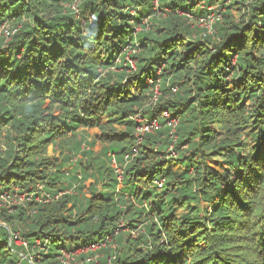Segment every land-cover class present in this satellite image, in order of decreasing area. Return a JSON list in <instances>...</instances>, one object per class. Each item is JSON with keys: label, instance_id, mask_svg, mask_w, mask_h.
<instances>
[{"label": "trees", "instance_id": "trees-1", "mask_svg": "<svg viewBox=\"0 0 264 264\" xmlns=\"http://www.w3.org/2000/svg\"><path fill=\"white\" fill-rule=\"evenodd\" d=\"M76 1L0 0V31L28 16L10 40L0 34V264H65L107 243L96 264H264V0H158L171 10L162 19L155 0H81L80 17ZM214 6L208 34L193 20ZM164 112L175 130L161 118L139 143L134 116ZM37 184L51 203L9 213L3 196Z\"/></svg>", "mask_w": 264, "mask_h": 264}, {"label": "built area", "instance_id": "built-area-1", "mask_svg": "<svg viewBox=\"0 0 264 264\" xmlns=\"http://www.w3.org/2000/svg\"><path fill=\"white\" fill-rule=\"evenodd\" d=\"M73 8L75 9L77 16L80 17V12L76 8V6H74ZM208 11H210V12L213 11V12L209 13L207 16H204V17L197 19L196 21H197V24L199 23V27L206 29L208 34H212L214 32L213 25L218 20L219 15H216V13H215L216 9L213 10L211 8H208ZM17 30H18V27H16V28L13 27V29H12V27H8V28L3 27L1 34L8 41L16 33ZM137 31H138V29H137ZM136 53H137L136 50H134L133 48H129L127 55L125 57V65L130 66L131 71H136V69H137V67H136L137 60L134 58V54H136ZM159 88H160V83H158L155 87V93L157 94L156 98L160 94ZM161 118H164L167 121V125L169 127H171L173 129V131L175 130V128L177 126V121L171 120V117L167 112H164L161 117H155L151 120H147L139 114L134 116L133 119L135 121H137L138 125H139L137 128V131L140 134L139 143L141 142L143 136H145L146 134L154 133L155 131H157L161 128V124H160ZM172 138H174V141H176V137L173 134H172ZM173 149H174V143H171V145L168 148V152H171V155L176 157V154L172 153ZM137 150H138L137 148H134L133 151L135 153H137ZM124 159H125V162L128 163L131 160V156L128 154L124 157ZM111 167L113 168V170L117 174V180L119 182L118 187L120 188L123 186L124 169H123V167L122 168L119 167L115 160H113ZM155 184L159 188H161L164 183H163V181H159V182H155ZM63 194L64 193H60L58 196H55V199L58 200L59 197H61ZM25 196L31 197L33 201H36L38 203H40V202L41 203L51 202L53 199L48 194V192L45 190V187L42 184L34 185L30 189H28V191H18V189L16 188L15 192L13 194H7L6 193V195L3 196V199L6 203V207L9 208V210H11V209H13L12 206H15V205L22 206L21 203L26 200ZM45 197H46V199L44 200ZM35 198L39 199V201H37ZM10 199L12 202L9 201ZM0 225L4 226V224H0ZM17 241H21L24 248H27V249L29 248L27 241L21 237V234L19 231L13 232L10 230V242L15 243ZM91 245H92V247H91L92 249H96L97 245L100 246L99 244H91ZM37 246H41L40 241H37ZM71 255H73V254H71ZM71 255L70 254L64 255L67 259L64 262L65 264H73V263H71L72 261L70 259L74 260V258H72ZM93 257H88L85 260L86 261L85 263H88V264H94L95 263L96 264V262H95L96 260L93 261ZM85 263H81V264H85Z\"/></svg>", "mask_w": 264, "mask_h": 264}, {"label": "rangeland", "instance_id": "rangeland-1", "mask_svg": "<svg viewBox=\"0 0 264 264\" xmlns=\"http://www.w3.org/2000/svg\"><path fill=\"white\" fill-rule=\"evenodd\" d=\"M157 1L158 0H155V2L157 3ZM171 1L172 0H166V2H167V4L168 3H170L171 4ZM80 2H81V0H77L75 3H74V5L72 6V7H74V6H78L79 4H80ZM164 10H162V9H160L159 8V6L158 5H156V10H157V15H158V18L159 19H162V17H164V16H167L165 13L167 12V13H171V10L170 9H167V8H163ZM211 9H213V10H215L216 9V7L214 6L213 8H211ZM166 11V12H165ZM232 14L236 17V20H237V22H241V21H244L246 18H248L249 17V15H248V8L247 7H244L242 4H238V5H236L235 6V8H234V10H232ZM28 21V16H27V14H23V15H21V17L20 18H17V19H12L9 23H7L4 27H6V28H8V27H20L21 26V24L24 22H27ZM193 22H194V26H196L197 28H199L198 26H199V23L197 24V21H195V20H193ZM144 23H147V21L146 22H144ZM201 29V28H200ZM141 28L140 29H138V31L139 32H141ZM2 31V30H1ZM1 31H0V34H1ZM161 66H163V68L165 67V64H162ZM162 68V69H163ZM162 114L163 113H161L160 114V116L159 117H161L162 116ZM80 133H84L82 130H80ZM96 133H99L98 132V130H90L89 131V135H90V139H89V141H93V145H92V150H93V152L96 154V155H99L100 153H101V150H102V148H103V143H101V142H97V141H94V135L96 134ZM84 136H86V135H84ZM48 154L50 155V156H53V155H60L59 153H57V154H54V152H53V147L52 146H50L49 147V149H48ZM166 158L167 159H169V160H171V161H173V163H174V159H175V156H173V155H171V152H168L167 153V156H166ZM81 159H84L83 158V156L81 155L80 156V160ZM85 160V159H84ZM76 160H74L73 161V163L75 162ZM172 163V162H171ZM211 163V162H210ZM211 165H213V164H211ZM214 166V165H213ZM173 167H175L176 169H177V171H180V168H179V166L178 165H173ZM217 168H219V167H217ZM68 169H72V167L71 166H69V168ZM94 183V180L92 179V178H89L87 181H86V183H85V189H84V191L82 192L84 195H87V197L89 196V194H88V190L90 189V187H91V185ZM99 190H101V191H103L102 190V187L99 185ZM68 194H70L71 193V191H69V192H67ZM62 197V196H61ZM25 198H26V200L24 201V202H22L21 204H22V206L23 207H26L27 205H28V203L29 202H36V201H33L32 200V198L31 197H27V196H25ZM31 199V200H30ZM37 201H39V199H37V198H35ZM10 202H12L11 201V199L9 200ZM38 203V202H37ZM51 202H47L46 204H50ZM53 203V202H52ZM71 207V205H69V208ZM31 208H33V207H31ZM36 209V208H35ZM15 211V209H11V210H9V213H13ZM1 223V222H0ZM119 227H120V231L122 230V231H125V230H127V227L124 225V224H122V223H119ZM133 235H136L137 233H132ZM109 241H111V239H109ZM111 244H113V243H111ZM14 245L18 248V251L20 252V256H21V258L23 259V258H29L31 261H34L33 260V257H32V254H33V251H32V249L30 250V247L27 249V248H24L23 247V245H22V243H21V241H17V242H15L14 243ZM109 246V244L107 243V244H101L100 246H96V249H92L91 247H92V245H88V246H86V247H84V248H78V249H76V252H74V254L73 255H71L72 256V258H77V260H73V259H70L72 262H73V264L74 263H76V264H81V263H85L86 261H82V259H81V257L82 256H84V255H86V254H91V253H94L96 256H94L93 257V261H95V260H97V257H99V251L101 252L103 249H105V248H107ZM21 248H23V249H21ZM57 252V249L56 248H53V250H52V253H56ZM50 254H52L51 252H49ZM11 258L10 257H7V261H9ZM96 263H97V261H95ZM85 264H88V263H85Z\"/></svg>", "mask_w": 264, "mask_h": 264}, {"label": "crops", "instance_id": "crops-1", "mask_svg": "<svg viewBox=\"0 0 264 264\" xmlns=\"http://www.w3.org/2000/svg\"><path fill=\"white\" fill-rule=\"evenodd\" d=\"M92 130H95V129H92ZM97 130V129H96ZM90 130H88V132H89ZM98 132H99V130H98ZM100 134V132L99 133H96L93 137H94V139L96 138V136H98ZM71 167H73V166H71Z\"/></svg>", "mask_w": 264, "mask_h": 264}, {"label": "clouds", "instance_id": "clouds-1", "mask_svg": "<svg viewBox=\"0 0 264 264\" xmlns=\"http://www.w3.org/2000/svg\"><path fill=\"white\" fill-rule=\"evenodd\" d=\"M158 4V1H157V3L155 2V5H157ZM138 29H140V28H138Z\"/></svg>", "mask_w": 264, "mask_h": 264}]
</instances>
